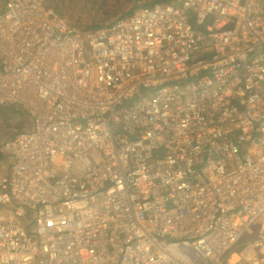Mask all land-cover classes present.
Masks as SVG:
<instances>
[{"label": "built area", "instance_id": "built-area-1", "mask_svg": "<svg viewBox=\"0 0 264 264\" xmlns=\"http://www.w3.org/2000/svg\"><path fill=\"white\" fill-rule=\"evenodd\" d=\"M0 105V264H264V0H5Z\"/></svg>", "mask_w": 264, "mask_h": 264}, {"label": "rangeland", "instance_id": "rangeland-1", "mask_svg": "<svg viewBox=\"0 0 264 264\" xmlns=\"http://www.w3.org/2000/svg\"><path fill=\"white\" fill-rule=\"evenodd\" d=\"M57 1H60V0H52L55 6H57L56 5ZM63 1L65 2L64 9L69 10V11L61 10L64 16L68 17L70 21H73V19L75 18L80 28H83L85 30H90V28H88L87 26L89 23L94 24L93 19H91V17L89 16V12H87L86 10L82 8L80 1H76V0H63ZM108 1L112 2V0H108ZM175 1H178V0H175ZM171 2L173 1H169V3ZM0 4L2 5V3ZM81 9L83 10L82 12H81ZM122 11H127V10L124 8V10ZM121 13L122 12L117 13L114 7L107 8V12L103 13L104 14L103 18L108 17L112 14V19L110 20L112 21L116 19L117 14H121ZM94 20H95V17H94ZM107 20H104L103 23H108L109 19ZM82 26H84L85 28ZM29 122H30V119H29L28 114L21 107L16 106V105L4 107L0 105V140L12 137L15 134V132L18 131L19 129L27 128V126H29L30 124ZM256 228L257 230L259 229V227L257 226ZM247 253H248L247 257H254L258 255V252L255 250H250Z\"/></svg>", "mask_w": 264, "mask_h": 264}, {"label": "trees", "instance_id": "trees-1", "mask_svg": "<svg viewBox=\"0 0 264 264\" xmlns=\"http://www.w3.org/2000/svg\"><path fill=\"white\" fill-rule=\"evenodd\" d=\"M46 1L48 2L50 6L57 9L58 12H60L61 14H63L62 11L68 10V9H64L65 2L63 0L57 1V4H56L57 6L53 4L52 0H46ZM76 1H80L82 8L86 10L87 12H89V16L91 17V19H93L94 24L89 23L87 27L90 29H96L100 27H109L115 24L122 17L129 16L130 14H132L137 8L152 6L156 3L169 2V1H175V0H112V2L108 0H76ZM113 7L116 9L117 13H120V12L122 13L117 14L116 19L112 21H110L112 19V14L108 17L103 18L104 17L103 13L107 12V8H113ZM124 8L127 11H122L124 10ZM82 11L83 10L81 9V12ZM94 17H95V20H94ZM107 19H109V22L103 23V21ZM73 21L77 24V21L75 20V18L73 19ZM4 107H8V106H4Z\"/></svg>", "mask_w": 264, "mask_h": 264}, {"label": "crops", "instance_id": "crops-1", "mask_svg": "<svg viewBox=\"0 0 264 264\" xmlns=\"http://www.w3.org/2000/svg\"><path fill=\"white\" fill-rule=\"evenodd\" d=\"M4 0H0V3H2V5L0 6V8H2L4 6V3H3Z\"/></svg>", "mask_w": 264, "mask_h": 264}]
</instances>
